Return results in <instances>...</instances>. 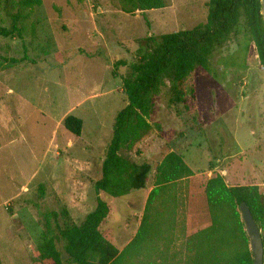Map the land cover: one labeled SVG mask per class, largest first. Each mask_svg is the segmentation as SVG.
I'll return each mask as SVG.
<instances>
[{"label":"rangeland","instance_id":"374dc122","mask_svg":"<svg viewBox=\"0 0 264 264\" xmlns=\"http://www.w3.org/2000/svg\"><path fill=\"white\" fill-rule=\"evenodd\" d=\"M208 1L165 0L162 9L128 13L130 0H41L32 8L0 0V27H16L11 36H0V264H56L41 258L48 239L61 264H74L58 230L81 225L96 208L94 184L115 117L127 105L122 82L141 42L205 24ZM247 45L242 19L211 56L210 71L193 75L187 107L171 103L163 87L154 100L152 132L120 152L153 170L143 190L99 195L109 207L101 234L120 253L144 224L139 244L116 264H207L199 262L195 239L211 223L205 184L224 176L226 155L242 159L238 149L246 150L250 138L235 143L234 136L254 126L264 132V71ZM246 100L245 122L223 117L229 111V118L234 112L242 119ZM69 115L83 122L79 137L64 128ZM170 151H186L190 160L198 151L195 176L164 186L147 204L156 166ZM258 188L264 196V187Z\"/></svg>","mask_w":264,"mask_h":264},{"label":"trees","instance_id":"16d2710c","mask_svg":"<svg viewBox=\"0 0 264 264\" xmlns=\"http://www.w3.org/2000/svg\"><path fill=\"white\" fill-rule=\"evenodd\" d=\"M130 1L133 8L125 10L128 13L157 10L166 6L165 0ZM40 4L41 0H22V5L27 8ZM242 19L248 35L246 51L257 56L264 71V21L260 0H209L205 24L191 30L151 36L141 42L143 48L139 50V57L130 66L122 82L127 105L115 117L112 137L102 163V176L94 184L96 208L85 217L81 225L73 224L58 230L74 264H116L130 245L139 244L144 224H141L137 235L122 253L104 239L100 226L108 216L109 207L99 195L118 198L146 188L153 170L152 164H138L123 158L120 152L132 149L152 132L150 118L155 108L154 100L163 87L167 88L171 103H182L187 107L186 101L194 96L193 75L210 71L211 56L237 33ZM15 29V26L12 30L0 27V36L9 37ZM63 125L72 135H81L83 122L80 118L69 115ZM156 130L159 135H164L158 125ZM193 175L181 155L170 151L156 168L155 184L147 204L152 202L164 186ZM204 195L211 223L195 236L199 262L253 264L239 207L245 203L249 208L261 230L264 247V196L259 188L229 186L224 176L217 175L206 182ZM39 251L42 259L61 264V254L51 239L46 240Z\"/></svg>","mask_w":264,"mask_h":264},{"label":"crops","instance_id":"0c3cea01","mask_svg":"<svg viewBox=\"0 0 264 264\" xmlns=\"http://www.w3.org/2000/svg\"><path fill=\"white\" fill-rule=\"evenodd\" d=\"M248 100L243 101L244 103V108L243 110L239 111V116L242 119H238L234 117V112L231 113V118L227 116V113L229 111H225L223 114V117L227 118L228 120L238 122L242 121L245 122V113L247 112V107H248ZM235 109V106H234ZM232 112V108L230 109ZM242 113V115H240ZM257 123V120H256ZM259 126H262V123L259 122ZM264 127V125L262 126ZM261 129V128H260ZM258 126H254L251 128V130L248 132V134L240 135L237 134L235 137L234 142L237 143L239 140H243L244 137L250 138V143L247 144L245 148L246 150L243 151L244 148H240L239 153L242 154V159H238L239 161L235 162L234 155H226V160L229 161V165H227L222 173H224V177L226 179V182L230 184V186H257V187H264V132H261ZM196 152L194 155V159L190 160V154L186 151H182L179 154L183 158L184 162L190 167V169L193 171L194 175L187 178V179H193L195 176V164L196 162ZM202 155V152H200ZM189 154V155H188ZM206 156L205 154H203ZM164 158V157H163ZM162 158V159H163ZM229 159V160H228ZM162 161V160H161ZM219 162V161H217ZM160 164V163H159ZM158 164V165H159ZM157 165V166H158ZM156 166V167H157ZM248 173H251V176H249ZM253 176L255 178H253ZM245 177V178H244ZM154 187V186H153ZM152 187V189H153ZM163 193V191H162Z\"/></svg>","mask_w":264,"mask_h":264},{"label":"water","instance_id":"95a60500","mask_svg":"<svg viewBox=\"0 0 264 264\" xmlns=\"http://www.w3.org/2000/svg\"><path fill=\"white\" fill-rule=\"evenodd\" d=\"M261 2V16L264 21V0ZM241 222L244 225V231L249 240V250L252 253L253 264H263L264 247L261 236V230L257 226L253 216L245 203L239 207Z\"/></svg>","mask_w":264,"mask_h":264}]
</instances>
